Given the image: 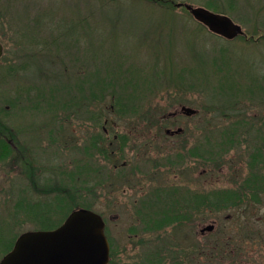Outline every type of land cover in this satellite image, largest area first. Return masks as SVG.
<instances>
[{"label": "rangeland", "instance_id": "rangeland-1", "mask_svg": "<svg viewBox=\"0 0 264 264\" xmlns=\"http://www.w3.org/2000/svg\"><path fill=\"white\" fill-rule=\"evenodd\" d=\"M214 2L244 37L147 0H0V136L16 148L0 160V258L13 237L88 206L105 222L111 264H264V0ZM111 76L143 112L118 115L110 92L95 98L96 78ZM96 122L109 136L103 152L92 146ZM187 137L197 153L206 139V161L186 162ZM189 176L206 197L233 195L221 210L206 199L201 215L158 225L152 209ZM63 195L74 200L59 204Z\"/></svg>", "mask_w": 264, "mask_h": 264}, {"label": "water", "instance_id": "water-1", "mask_svg": "<svg viewBox=\"0 0 264 264\" xmlns=\"http://www.w3.org/2000/svg\"><path fill=\"white\" fill-rule=\"evenodd\" d=\"M175 6H183L197 22L214 34L228 39L243 34L241 27L225 15L190 4L176 3ZM2 53L0 44V57ZM181 111L185 115L196 112L186 106H182ZM212 229L213 225H208L202 231ZM108 261L109 244L104 235L101 216L91 210L78 208L71 211L55 229L20 234L0 264H108Z\"/></svg>", "mask_w": 264, "mask_h": 264}, {"label": "trees", "instance_id": "trees-1", "mask_svg": "<svg viewBox=\"0 0 264 264\" xmlns=\"http://www.w3.org/2000/svg\"><path fill=\"white\" fill-rule=\"evenodd\" d=\"M147 1L150 2V3L160 4V6H167V7H169L171 5V6L174 7L173 2H171L170 0H147ZM214 1L213 0L210 1L208 3V5L207 4L205 5V7H211L212 9L216 10L217 12H220L221 9H222V7L218 3H215ZM167 29L168 28H166L165 30H167ZM154 33H157V30ZM45 47H47V46H44L43 45V48H45ZM14 72L17 73V70H14V69L11 68L10 69V73L13 74ZM7 74H8V72H7ZM112 78H113L112 76L109 77V79L106 82H102V79L103 78L102 79L100 77L96 78V81H95L96 87L93 88L94 91H95V93H96L95 98H97L100 101L102 98H105L106 94H108L110 92V93H112V96L114 97V99H112V101H111V109L114 112H116L118 115L125 114L126 111L128 110V106L130 108L134 109V111L137 114H138V112L139 113L140 112H143L144 109H145V108H143V106L141 108H137L135 106V104L130 105L129 102H128L131 99L136 100V96H135L136 94L134 92L135 90L130 89L131 91L130 92H127V90H129V88H128L126 91H124L125 89L123 88V86H127V84L124 83V84H121V87H122L121 90L122 91L120 90L118 93H116L115 88H114V85L116 84V82H114L112 80ZM125 78L123 79V81L125 80ZM109 80H112L113 83L108 82ZM126 80L130 81L129 78H126ZM89 83L90 84L92 83L91 82V78L89 79ZM108 87H111V89H106ZM90 88H92V87H90ZM93 89H92V91H93ZM145 92H147V89H146ZM98 94H99V97L97 96ZM140 109H141V111H140ZM148 113H149V111H148ZM146 119H149L148 118V114L147 113H143L142 114V120H146ZM96 121H99V118H96ZM157 123H160V121L157 122ZM94 125H96V129L98 131H97L96 135L94 137H92V139H91L92 146L95 147V148H98L100 150L102 148L100 142L107 141V139L109 138V136H108V134L105 133V131H104L105 128H100L98 122H96V124L94 123ZM7 139H9V138L4 137V136H0V160L8 157L9 154H10V151L12 150ZM125 141H127V140H126V138H124V136L122 138H120L121 145H120V149L119 150H122L123 149V146L126 143ZM102 149L105 150L104 147ZM102 149H101V151L103 152ZM258 156H259L258 151H255V152L253 151L251 153V158L253 159L252 160L253 163H254V161L256 160V158ZM232 195H233V193L231 194V192H228V191H222V192L217 191V192L212 193L211 195L208 194L207 197H206L207 204H208V206L217 207L216 208L217 210H221L222 208H225L226 207V204L225 203H226V201L229 198H231ZM164 197H166V196H164ZM170 198H171L170 195H168V197L165 198V199L162 198V200L158 204L159 209L157 210V206H156L155 207V210L152 209V211H151V212H153L152 215L154 216V214H155L156 215L155 218H158L157 219L158 220V222H157L158 225L159 224L160 225H164L166 222H168V223H170V222L175 223L176 221H180L179 220L180 218H184V217H187L185 219H189L188 216L186 215V213L183 214L184 216H181L182 213L176 212L175 209H171L170 208V204L172 206H174V205H176V206H183V204L180 203L177 199H175V202L174 203H170L169 204ZM233 198H237V196H233ZM67 200H74V198L69 199L68 197H66V195H63V198H59V201L60 202H58V203L61 204L62 201L64 203ZM74 205H77V204L76 203H73L70 206H68L69 209L67 211H66L67 208L66 209H63V213L64 214H68L69 211H70V209H72ZM64 206L66 207L67 205L64 204ZM85 207L88 208V206H85ZM35 219L36 220H39V219H37V217ZM39 221L41 222L42 220H39ZM48 224L49 223H47V225H46L45 228H40V229H51V228H55L58 225V223L57 224H53V225H50V224L48 225ZM147 226H146V228H147ZM155 226H157V225L155 224ZM7 246H8V248L5 251H8V250L11 249V244H8ZM110 264H111V262H110Z\"/></svg>", "mask_w": 264, "mask_h": 264}, {"label": "flooded vegetation", "instance_id": "flooded-vegetation-1", "mask_svg": "<svg viewBox=\"0 0 264 264\" xmlns=\"http://www.w3.org/2000/svg\"><path fill=\"white\" fill-rule=\"evenodd\" d=\"M175 113V112H174ZM173 113V114H174ZM174 116V115H172ZM171 117V116H168ZM192 116H189V118ZM105 133L108 134L107 130H105ZM184 133V130L180 131L179 133H173V132H166L165 130V134L168 137H174V136H179L182 135ZM116 138V137H114ZM116 140V139H114ZM12 150L16 149L15 147H13L12 145H14L11 142H9ZM173 144H175V141H172ZM112 143L109 144V146ZM126 145V143H125ZM184 145V159L186 160V162L188 161L189 164L192 163V160H196L198 162H202V161H206V139L204 138L203 142L199 144V153H197V144H194V146L191 147V141L190 138L187 137L186 141L183 142ZM113 146V144H112ZM118 149H120V146L118 147ZM14 161V159H12ZM203 169L200 170V175L199 176H203L205 173H203ZM203 184L201 185H197V184H193L192 182V177L189 176L188 181L185 185V189H183V191L179 192L177 190H173L174 194L176 193V198L179 199V202L182 203L184 205V207L186 208L187 211V216L191 217L193 214L196 213H200V215L202 213H204V206L206 203V194L205 193L206 190H203ZM184 192L183 198L181 197V194ZM175 199L172 201V203L175 202ZM200 233H202L200 231ZM15 236V235H14ZM11 241H14V237L11 239Z\"/></svg>", "mask_w": 264, "mask_h": 264}]
</instances>
